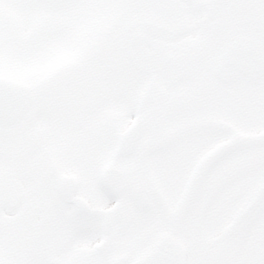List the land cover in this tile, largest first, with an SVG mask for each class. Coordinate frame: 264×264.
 <instances>
[{"label": "snow or ice", "instance_id": "6c2138e0", "mask_svg": "<svg viewBox=\"0 0 264 264\" xmlns=\"http://www.w3.org/2000/svg\"><path fill=\"white\" fill-rule=\"evenodd\" d=\"M0 264H264V0H0Z\"/></svg>", "mask_w": 264, "mask_h": 264}]
</instances>
